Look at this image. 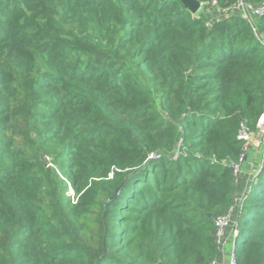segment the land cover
I'll use <instances>...</instances> for the list:
<instances>
[{
	"label": "trees",
	"instance_id": "1",
	"mask_svg": "<svg viewBox=\"0 0 264 264\" xmlns=\"http://www.w3.org/2000/svg\"><path fill=\"white\" fill-rule=\"evenodd\" d=\"M263 114L264 47L240 16L0 0V264H211ZM238 213V264H264V157Z\"/></svg>",
	"mask_w": 264,
	"mask_h": 264
},
{
	"label": "built area",
	"instance_id": "2",
	"mask_svg": "<svg viewBox=\"0 0 264 264\" xmlns=\"http://www.w3.org/2000/svg\"><path fill=\"white\" fill-rule=\"evenodd\" d=\"M210 9H213V11L208 13V15L205 14L209 27L214 25L217 21L221 19H225L230 16H240L246 19L252 25L257 39L264 47V38L260 37L258 33V29L254 24V18L264 19V1L255 4L247 0H237V3L233 7H230L228 9H219L216 3H213L207 10ZM198 13L195 14L194 16H197L199 18L201 14L199 15ZM239 138L245 142V147L238 162L232 164L234 173L237 178L239 177L242 171V166L246 162V157L250 150L251 143L255 140V138H257L258 141L264 144V114L261 116L259 120L256 132L254 133L249 132L245 127H243L240 132ZM177 156L178 155H173L172 158L176 159ZM246 196L247 195H244L241 199L236 200V202L229 209L227 214L218 216L215 219V241L217 244L218 253L222 251L223 247L225 246V243L229 238L228 230H230L229 228H231V225L237 227V223L233 221L234 213L242 208ZM236 227H233L231 232L234 238V244H233V252L229 258V264H238L235 251H236V244L239 238V234H238V229ZM219 262L220 260L216 258L211 264H219ZM223 262H225V260H223Z\"/></svg>",
	"mask_w": 264,
	"mask_h": 264
},
{
	"label": "crops",
	"instance_id": "3",
	"mask_svg": "<svg viewBox=\"0 0 264 264\" xmlns=\"http://www.w3.org/2000/svg\"><path fill=\"white\" fill-rule=\"evenodd\" d=\"M213 9L205 10V14L212 12ZM254 24L258 29L260 37L264 38V19L254 18ZM264 157V144L255 138L251 143L250 150L247 154V160L242 166V171L236 181V193L235 198H239L240 195H245L249 192L255 178L261 169L262 161ZM239 213L236 211L234 213V218L238 220ZM234 238L232 233L229 231V238L226 245L223 247L222 251L218 253L217 259L220 260L219 264H229L230 254L233 250ZM225 260V262H223Z\"/></svg>",
	"mask_w": 264,
	"mask_h": 264
},
{
	"label": "water",
	"instance_id": "4",
	"mask_svg": "<svg viewBox=\"0 0 264 264\" xmlns=\"http://www.w3.org/2000/svg\"><path fill=\"white\" fill-rule=\"evenodd\" d=\"M184 7L188 9L193 15L197 14L201 8L202 4L198 0H180ZM208 218L212 217V214H207Z\"/></svg>",
	"mask_w": 264,
	"mask_h": 264
},
{
	"label": "rangeland",
	"instance_id": "5",
	"mask_svg": "<svg viewBox=\"0 0 264 264\" xmlns=\"http://www.w3.org/2000/svg\"><path fill=\"white\" fill-rule=\"evenodd\" d=\"M198 14H199V15H200V14H204V15H205V9H204V7L201 9V11H200ZM246 160H247V158H246ZM259 171H260V170H259ZM70 193H71V191H70ZM245 195H248V193H246ZM243 196H244V195L242 194V195H240L239 198H238V197L235 198V202H236V200L241 199ZM235 202H234V203H235ZM235 211H236V210H235ZM233 221L236 222V223H238L234 217H233ZM233 227H236V226H234V225L232 226V225H231V228H229L230 230H228V231L232 232ZM236 228H237V227H236ZM237 229H238V228H237ZM228 235H229V234H228ZM232 236H233V235H232ZM225 245H226V243H225ZM232 252H233V250H232ZM232 252H231V254H232ZM231 254H230V256H231Z\"/></svg>",
	"mask_w": 264,
	"mask_h": 264
}]
</instances>
